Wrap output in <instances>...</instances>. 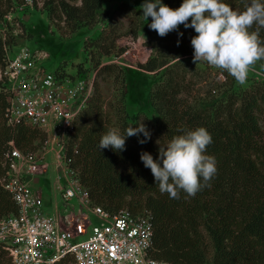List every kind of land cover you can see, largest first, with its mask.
<instances>
[{
	"label": "trees",
	"instance_id": "16d2710c",
	"mask_svg": "<svg viewBox=\"0 0 264 264\" xmlns=\"http://www.w3.org/2000/svg\"><path fill=\"white\" fill-rule=\"evenodd\" d=\"M33 7L46 13L50 25L62 35L82 27L102 24L98 36L87 39L100 54L114 52L116 41L129 36L137 39L140 15L135 6L121 2L102 12L104 3L112 0H29ZM234 10L244 11L250 0H223ZM28 0H0V20L15 4ZM178 9L183 0H162ZM120 18V19H116ZM146 20L148 46L151 55L140 64L146 71L163 68L161 79L150 90V103L157 114L155 120L144 116L141 121L128 119L124 104L125 72L121 66L107 63L97 75L109 77L110 93L94 81L89 104L74 123V133L67 148L73 156L72 165L78 170L90 199L110 212L127 208L131 214L148 209L152 214L153 239L151 256L170 264H207L206 238L212 246L211 264H264V81L236 91L227 84V76L218 82V68L207 63H193L192 28L183 25L177 31L160 37ZM191 21H189L190 23ZM8 22L0 24V177L4 173L2 157L7 142L13 140L23 151L35 148V142L47 140L44 131L18 123L8 126L3 70L6 50L15 44ZM253 26L250 31H254ZM183 33V36H180ZM264 40V29L260 30ZM179 41V46L177 42ZM120 50V48L118 49ZM179 58V60L177 59ZM99 64V62L97 63ZM98 66V65H97ZM143 122L151 139L143 134L126 139L125 149L100 150L99 142L110 129L122 135L125 129ZM204 127L212 136L206 154L214 156L217 173L195 197L182 190L179 199L161 193L150 169L141 161L148 152L159 159V144L166 145L178 135ZM159 141V144L157 143ZM73 145L77 152L73 153ZM17 207L8 191L0 186V217L15 213ZM9 259L0 248V264ZM68 264V263H64Z\"/></svg>",
	"mask_w": 264,
	"mask_h": 264
},
{
	"label": "built area",
	"instance_id": "2783aa9c",
	"mask_svg": "<svg viewBox=\"0 0 264 264\" xmlns=\"http://www.w3.org/2000/svg\"><path fill=\"white\" fill-rule=\"evenodd\" d=\"M3 75L7 125L23 123L47 132L56 145L52 181L58 198L52 206L31 186L49 169L45 147L23 151L9 140L0 177L17 207L0 217V248L8 264H170L150 254L151 212H110L94 204L72 165L73 156L67 155L75 120L93 95L94 75L47 71L27 47L19 46L6 50Z\"/></svg>",
	"mask_w": 264,
	"mask_h": 264
},
{
	"label": "clouds",
	"instance_id": "9594fccd",
	"mask_svg": "<svg viewBox=\"0 0 264 264\" xmlns=\"http://www.w3.org/2000/svg\"><path fill=\"white\" fill-rule=\"evenodd\" d=\"M142 12L145 20L151 17L149 27L160 37L177 31L181 25L194 29L197 35L191 39L193 63L222 69L240 85L247 82L257 62L264 60V40L260 37V30L264 29V0H250L244 11L234 10L223 0H183L178 9L162 0H144ZM253 26L255 30L250 31ZM137 125L127 127L123 135L115 129L107 131L99 142L100 150L112 148L122 152L126 150V139L140 134L145 139L139 143H147L151 133L143 122ZM212 142L208 130L199 127L173 137L165 147L160 146L158 160L148 152H142L140 158L151 170L162 194L179 199L182 190L195 197L217 173L215 157L206 154Z\"/></svg>",
	"mask_w": 264,
	"mask_h": 264
},
{
	"label": "rangeland",
	"instance_id": "374dc122",
	"mask_svg": "<svg viewBox=\"0 0 264 264\" xmlns=\"http://www.w3.org/2000/svg\"><path fill=\"white\" fill-rule=\"evenodd\" d=\"M123 1L136 7L140 15V26L137 39L123 36L116 41L114 52L119 51L118 54H100L92 46L86 45L87 39H94L98 36L102 28L100 22H97L92 28L82 27L73 33L62 35L55 26L49 24L46 13L39 10L40 3H38L39 7L35 9L29 0L28 3L24 4L16 3L10 12L0 20V24H3L6 20L8 22V30L15 37V44L13 46L27 47L47 71H57L59 74L67 73L74 76L78 73H89L90 75H94L93 85L94 81H97L105 94L110 93L109 88L111 84L106 82L110 78L107 76L101 80L106 73L98 76V69L107 63L121 66L125 72L124 104L128 119L131 121L139 119L141 121L144 116H147L155 120L157 114L150 103L149 94L152 87L160 81L163 68L156 71H146L140 68V64L145 63L151 55V47L147 45L149 36L146 32V20L142 17L144 0H112L104 3L101 11L104 12L109 8L115 7ZM119 48L120 50H118ZM98 62L99 64H97ZM198 65L202 68L201 64ZM216 69L213 67L211 76L216 73ZM218 71L216 77L218 82L223 79L222 73H224L227 76V84H230L233 90L239 91L249 87L256 81H264V60L257 62L255 71L249 73L247 82L244 85L237 83L226 71L222 69H218ZM4 80L5 78H3ZM46 135L47 140L42 143L36 141V147L31 150L41 149L42 146L45 147V151L47 152V162L45 165L49 163V169L46 174L42 173L40 176L33 178L31 186L46 203L57 206V192L52 181L55 175L53 160L56 145L47 132ZM70 141L67 145L68 149ZM160 146L165 147L166 145L160 144ZM48 210L52 212L51 208ZM58 212L60 216L62 213L59 206ZM206 242V260L207 264H211L213 250L208 238H206Z\"/></svg>",
	"mask_w": 264,
	"mask_h": 264
}]
</instances>
